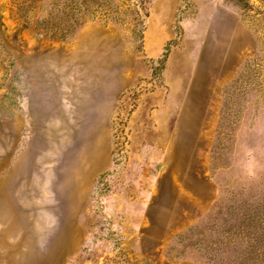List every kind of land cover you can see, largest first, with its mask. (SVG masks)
<instances>
[{
	"label": "rangeland",
	"instance_id": "rangeland-1",
	"mask_svg": "<svg viewBox=\"0 0 264 264\" xmlns=\"http://www.w3.org/2000/svg\"><path fill=\"white\" fill-rule=\"evenodd\" d=\"M0 264H264V0H0Z\"/></svg>",
	"mask_w": 264,
	"mask_h": 264
}]
</instances>
